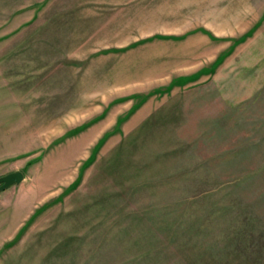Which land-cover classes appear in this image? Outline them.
Here are the masks:
<instances>
[{
    "label": "rangeland",
    "instance_id": "1",
    "mask_svg": "<svg viewBox=\"0 0 264 264\" xmlns=\"http://www.w3.org/2000/svg\"><path fill=\"white\" fill-rule=\"evenodd\" d=\"M0 264H264V0H0Z\"/></svg>",
    "mask_w": 264,
    "mask_h": 264
},
{
    "label": "water",
    "instance_id": "2",
    "mask_svg": "<svg viewBox=\"0 0 264 264\" xmlns=\"http://www.w3.org/2000/svg\"><path fill=\"white\" fill-rule=\"evenodd\" d=\"M22 179L23 173L20 171L0 177V191H4L15 184H19Z\"/></svg>",
    "mask_w": 264,
    "mask_h": 264
}]
</instances>
